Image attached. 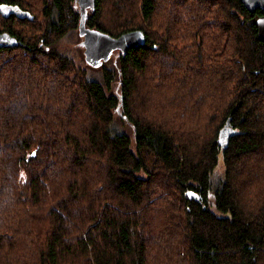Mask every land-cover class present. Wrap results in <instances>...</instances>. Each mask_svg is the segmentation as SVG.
I'll return each mask as SVG.
<instances>
[{
	"label": "trees",
	"instance_id": "obj_1",
	"mask_svg": "<svg viewBox=\"0 0 264 264\" xmlns=\"http://www.w3.org/2000/svg\"><path fill=\"white\" fill-rule=\"evenodd\" d=\"M0 5L30 14L0 12V264H264V11L95 0L145 41L94 78L57 47L76 0Z\"/></svg>",
	"mask_w": 264,
	"mask_h": 264
},
{
	"label": "water",
	"instance_id": "obj_2",
	"mask_svg": "<svg viewBox=\"0 0 264 264\" xmlns=\"http://www.w3.org/2000/svg\"><path fill=\"white\" fill-rule=\"evenodd\" d=\"M94 2L95 0H77L78 5L84 10L87 7L92 9ZM241 2L249 12H255L257 9L264 11V0H241ZM0 12L4 16H7L9 13H15L21 17H30L27 11L6 5H0ZM84 19L85 14L82 12L79 21V31L80 33H84L85 37V58L93 65H98L102 61H106L113 49L118 48L121 51H126L127 49L141 46L145 41L144 34L139 30H130L118 37H113L97 29L84 28ZM255 23L258 39L264 43V14L259 16ZM7 43H11L14 46L17 44L16 41H12L6 35L1 34L0 46H4Z\"/></svg>",
	"mask_w": 264,
	"mask_h": 264
},
{
	"label": "rangeland",
	"instance_id": "obj_3",
	"mask_svg": "<svg viewBox=\"0 0 264 264\" xmlns=\"http://www.w3.org/2000/svg\"><path fill=\"white\" fill-rule=\"evenodd\" d=\"M75 10L79 13V8L76 4ZM90 11L87 12V16ZM86 19V16H85ZM85 27H88L85 25ZM85 37L84 33H80L78 28H75L68 32L60 41H58L57 47L64 53L70 56L75 65L81 69H84L90 74L92 77L96 78L100 75L101 67H113L115 66L117 60L118 51L113 49L110 53V56L106 61L101 62L98 65H93L89 63L85 58ZM117 114V113H116ZM115 126L123 130L127 133H131V126L127 124L125 121L119 120V113L116 115ZM217 171H222V166L219 165L217 167ZM168 255L166 253H162L157 247H151L149 250V258L148 264H160V262H165ZM173 264V262H172Z\"/></svg>",
	"mask_w": 264,
	"mask_h": 264
},
{
	"label": "flooded vegetation",
	"instance_id": "obj_4",
	"mask_svg": "<svg viewBox=\"0 0 264 264\" xmlns=\"http://www.w3.org/2000/svg\"><path fill=\"white\" fill-rule=\"evenodd\" d=\"M76 4H77V6H78V8H79V16L81 17V14H82V12L85 14V16H87V12L88 11H90L91 10V8L90 7H87V8H85V10L83 9V8H81L79 5H78V3H77V0H76ZM85 25H86V19H84V28H89V27H85ZM79 28H80V26H79ZM117 51H119L120 49H116ZM103 62V61H102Z\"/></svg>",
	"mask_w": 264,
	"mask_h": 264
}]
</instances>
